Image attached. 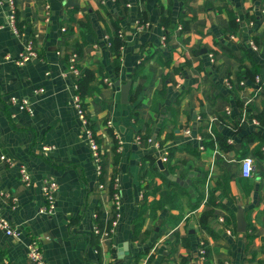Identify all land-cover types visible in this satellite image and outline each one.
<instances>
[{"label": "crops", "instance_id": "1", "mask_svg": "<svg viewBox=\"0 0 264 264\" xmlns=\"http://www.w3.org/2000/svg\"><path fill=\"white\" fill-rule=\"evenodd\" d=\"M14 4L18 34L0 0V215L17 235L0 228V264H30V238L43 264H264V0ZM116 35L117 58L109 45ZM28 38L37 56L19 66ZM71 53L81 76L88 70L84 108L100 174L71 102ZM116 81L131 82L127 102ZM138 132L161 144L137 141ZM150 157L156 172L147 176ZM44 178L57 182L47 214L39 212ZM113 178L121 214L110 231ZM161 189L178 200L152 212Z\"/></svg>", "mask_w": 264, "mask_h": 264}, {"label": "built area", "instance_id": "2", "mask_svg": "<svg viewBox=\"0 0 264 264\" xmlns=\"http://www.w3.org/2000/svg\"><path fill=\"white\" fill-rule=\"evenodd\" d=\"M7 4L9 6V15L7 17V22L9 26L11 27L12 31L16 34H18V29L15 21V4L14 0H6ZM46 7L48 5L46 4ZM144 27V22H141V20H136V30L140 31ZM162 42L165 40V35H162L161 37ZM250 45L253 49H256V45L253 42H250ZM24 51L20 54L19 58L15 59V63L19 66L23 65L27 60H29L32 57L37 56V52L34 48L33 41L31 38H28L25 41L24 44ZM77 54L71 53L68 57V70L71 74L74 76L79 75L78 67H77ZM78 85L77 83L73 86V95L71 98V102L76 110V113L78 115V118L80 120L82 129L85 132V135L88 140L89 148L91 155L95 161L96 169L98 174L101 173L102 166H101V157L98 147V142L96 139V136L94 135L92 128L89 126L88 118L86 116V110L82 105V98L80 97V94L77 92ZM26 103V102H24ZM226 112H230V110L227 108ZM254 123H257V121L253 120ZM185 132H189L188 129L185 130ZM136 140L141 141L140 137L136 135ZM148 143H152L155 147H159V144L154 141L151 137L147 138ZM46 149H49L47 146H45ZM0 159H5V156L3 154L0 155ZM161 161L166 160L165 155L163 154L160 157ZM252 171V160L250 157L245 156L241 158V174L244 177L250 176ZM19 176L20 180L24 182L25 185L30 184L31 182V176L27 169L24 166L19 167ZM111 186L113 188V192L110 193V197L113 202V214L112 219L110 221V231H113L116 226V220L121 214V198L117 190V179L113 178L111 182ZM40 188L42 190V193L44 195V205L39 209V212H42L44 214L51 213V211L54 208V201L56 199V192H57V182L55 180H51L49 178H44L41 180ZM0 193H4L3 191H0ZM0 228L4 231V233L8 236H16L17 235V229L12 226L6 218L0 215ZM94 232L100 233V230L97 226H94ZM27 257L30 262V264H43L42 260V253L40 250V243L38 239L36 238H30L27 245ZM199 254L200 258H205V249L203 246H200L199 248Z\"/></svg>", "mask_w": 264, "mask_h": 264}, {"label": "trees", "instance_id": "3", "mask_svg": "<svg viewBox=\"0 0 264 264\" xmlns=\"http://www.w3.org/2000/svg\"><path fill=\"white\" fill-rule=\"evenodd\" d=\"M162 24L165 26V28H167V26H168L167 21L162 20ZM109 45H110L111 51L115 54V57L117 58L118 48H119V45H120V38L117 35L112 37L110 39V44ZM117 66H118V64L116 63V67ZM78 71H79V75L77 76V82H76L77 85H78L77 92L80 94V97L82 98V105L84 107V95H85V93L87 91V85H86L87 77H86V73L88 72V70L84 71V75L83 76H81V72H80L79 68H78ZM86 116L88 118L89 126H90V128H92V126H91L92 121H91L89 113L87 111H86ZM92 131L94 133L93 128H92ZM137 135L140 137L142 142L148 143L147 142V138L150 137V134L148 132H144V133L138 132ZM158 143H159V145L161 144V142H158ZM167 157H168V154H167ZM149 161H151L150 170H148L147 168L145 169V174L147 176L154 175L155 172H156V167L154 165L155 158L154 157H150ZM112 192H113V188H112V186L110 184V193H112ZM177 200H178V194L176 192H174V191H172L170 189H161L159 191V199L151 202L149 206L151 207L152 212H153V211H156L157 208L163 207L165 204H169V205L173 206ZM170 217L171 218H168L169 222H171V223L178 222V214L171 215ZM138 218L140 219L139 216H138ZM139 219L136 220V222H137V224H136L137 226L136 227L137 228L140 226L139 225L140 224ZM204 249H205V247H204ZM205 257H206V249H205Z\"/></svg>", "mask_w": 264, "mask_h": 264}, {"label": "water", "instance_id": "4", "mask_svg": "<svg viewBox=\"0 0 264 264\" xmlns=\"http://www.w3.org/2000/svg\"><path fill=\"white\" fill-rule=\"evenodd\" d=\"M116 85H119L120 87V97L122 102H127V97L130 89L131 82H123L120 83L119 81L115 82ZM157 164L158 166L162 169L163 164L160 158L157 159ZM245 226L244 218H243V213L241 210H238L237 212V228L238 230H243Z\"/></svg>", "mask_w": 264, "mask_h": 264}]
</instances>
